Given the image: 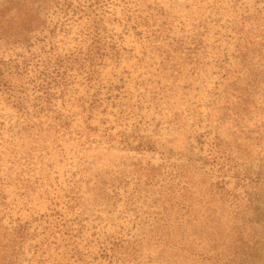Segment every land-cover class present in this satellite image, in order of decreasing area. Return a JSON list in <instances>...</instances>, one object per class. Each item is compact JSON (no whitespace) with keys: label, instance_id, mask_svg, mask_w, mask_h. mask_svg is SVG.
<instances>
[{"label":"rangeland","instance_id":"1","mask_svg":"<svg viewBox=\"0 0 264 264\" xmlns=\"http://www.w3.org/2000/svg\"><path fill=\"white\" fill-rule=\"evenodd\" d=\"M60 3L27 41L0 33V264L243 263L264 244V62L242 127L223 77L264 56V0ZM216 134L251 173L212 158Z\"/></svg>","mask_w":264,"mask_h":264},{"label":"trees","instance_id":"2","mask_svg":"<svg viewBox=\"0 0 264 264\" xmlns=\"http://www.w3.org/2000/svg\"><path fill=\"white\" fill-rule=\"evenodd\" d=\"M60 1L61 0L5 1L0 5V33L6 35L10 42H16L18 40L27 41V38L36 32L39 26L42 25L40 11L52 10L61 4ZM263 62L264 56H260V58H258L254 52H248L246 56H241L238 67L235 71L230 70L228 66L224 67L225 75L223 80L226 82H231L225 86V89L227 87L232 88L231 91L227 93L228 97H226V105L229 107L228 109L233 111L234 116L236 117V122L240 127L250 123L253 120L252 116L254 110H256L258 107H261L255 101H252L248 96H242L244 93L242 92V88L239 86H251L254 87L253 91L256 90L255 86L257 82L263 78L262 76L258 77L257 75L258 69L261 67L260 65ZM255 135H260V133L256 132L252 134V137ZM237 136L231 137L227 141H224L223 137L216 134L214 141L215 144L212 146L211 150V156L214 160L218 158H224L226 161L237 158L238 161H242V165L244 163V170L246 173H251L252 163H245L246 160L253 162L249 157L246 156L249 148H247L244 154L238 144L231 142L237 139ZM233 146H236L237 148H233ZM244 156L246 160L244 159ZM253 171L257 173V170L253 169ZM261 174L262 170L256 175ZM251 177L252 176H244V179L252 180ZM255 241L256 240H254V242ZM192 245H195V243L192 242ZM243 251L245 250L243 249ZM226 262L227 264H234V261ZM241 264H264V244L259 246V244L253 243L252 246L248 247L247 252L244 254V261Z\"/></svg>","mask_w":264,"mask_h":264}]
</instances>
